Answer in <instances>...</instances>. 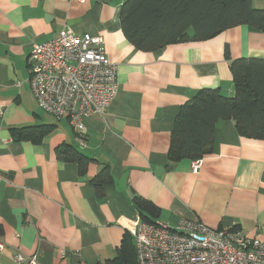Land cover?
Instances as JSON below:
<instances>
[{"label": "crops", "instance_id": "0c3cea01", "mask_svg": "<svg viewBox=\"0 0 264 264\" xmlns=\"http://www.w3.org/2000/svg\"><path fill=\"white\" fill-rule=\"evenodd\" d=\"M124 1L0 0V264L16 252L37 264H113L128 225L141 221L134 198L156 209L153 222L264 237V140L220 120L196 173L193 161L168 167L167 158L180 107L203 89L233 97L229 62L264 60V32L241 25L143 52L121 31ZM252 7L264 9V0ZM63 30L101 37L116 65L118 94L104 115L84 120L83 132L43 114L28 84L31 44ZM28 127L45 129L38 142L12 138V129ZM59 148L90 159L83 174L57 159ZM106 167L110 182L97 190L93 179Z\"/></svg>", "mask_w": 264, "mask_h": 264}, {"label": "trees", "instance_id": "16d2710c", "mask_svg": "<svg viewBox=\"0 0 264 264\" xmlns=\"http://www.w3.org/2000/svg\"><path fill=\"white\" fill-rule=\"evenodd\" d=\"M119 19L125 38L143 52L170 44L206 41L241 25L264 32V9H254L252 0H125ZM225 57L228 58L227 52ZM229 69L233 97H224L215 89H203L180 107L170 134L168 167L207 155L213 143L214 126L220 120H232L244 138L264 140V60H232ZM44 132L43 127H28L12 129L11 135L15 141L38 142ZM56 157L76 163L80 174L90 162L69 148H59ZM109 182L107 167L93 179L97 190ZM133 202L141 222L153 223L149 216H154L156 209L139 198ZM118 251L113 264L135 263L134 242L128 233Z\"/></svg>", "mask_w": 264, "mask_h": 264}, {"label": "built area", "instance_id": "2783aa9c", "mask_svg": "<svg viewBox=\"0 0 264 264\" xmlns=\"http://www.w3.org/2000/svg\"><path fill=\"white\" fill-rule=\"evenodd\" d=\"M28 84L40 111L66 119L77 132H83L86 118L104 115L118 94L116 65L104 54L102 38L69 30L31 44ZM200 165L193 161L191 171L196 173ZM126 230L134 242V264H264V237H248L234 227L216 230L184 219L174 226L139 220ZM11 262L38 263L36 255L20 252Z\"/></svg>", "mask_w": 264, "mask_h": 264}, {"label": "rangeland", "instance_id": "374dc122", "mask_svg": "<svg viewBox=\"0 0 264 264\" xmlns=\"http://www.w3.org/2000/svg\"><path fill=\"white\" fill-rule=\"evenodd\" d=\"M43 113V112H42ZM44 114V113H43ZM45 115H47V114H45ZM50 117V116H49Z\"/></svg>", "mask_w": 264, "mask_h": 264}]
</instances>
